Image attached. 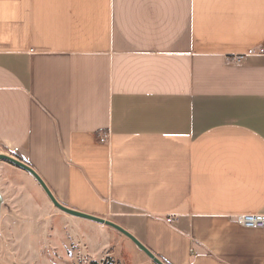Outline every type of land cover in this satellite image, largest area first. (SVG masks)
<instances>
[{"label": "crops", "instance_id": "obj_1", "mask_svg": "<svg viewBox=\"0 0 264 264\" xmlns=\"http://www.w3.org/2000/svg\"><path fill=\"white\" fill-rule=\"evenodd\" d=\"M260 47L264 0H0V154L164 264H264Z\"/></svg>", "mask_w": 264, "mask_h": 264}, {"label": "rangeland", "instance_id": "obj_2", "mask_svg": "<svg viewBox=\"0 0 264 264\" xmlns=\"http://www.w3.org/2000/svg\"><path fill=\"white\" fill-rule=\"evenodd\" d=\"M2 175L0 264H154L121 234L108 235L84 219L73 218L76 225L52 216L46 206L51 202L37 185L10 171Z\"/></svg>", "mask_w": 264, "mask_h": 264}, {"label": "water", "instance_id": "obj_3", "mask_svg": "<svg viewBox=\"0 0 264 264\" xmlns=\"http://www.w3.org/2000/svg\"><path fill=\"white\" fill-rule=\"evenodd\" d=\"M0 162H7L15 167L22 169L23 171L27 172L30 174L35 181L39 184L51 204L56 208L57 210L63 212L66 215L79 218V219H84L87 221L95 222L101 225H104L106 227H109L111 229H114L118 233L122 234L126 238H128L142 253H144L154 264H164L160 259H158L155 255H153L144 245H142L135 237H133L130 233L125 231L123 228L120 226L97 216L82 213L80 211L68 208L62 204H60L52 195L48 187L45 185L43 180L40 178V176L27 164L19 161L18 159L7 155V154H0ZM0 201H2V197L0 195Z\"/></svg>", "mask_w": 264, "mask_h": 264}, {"label": "built area", "instance_id": "obj_4", "mask_svg": "<svg viewBox=\"0 0 264 264\" xmlns=\"http://www.w3.org/2000/svg\"><path fill=\"white\" fill-rule=\"evenodd\" d=\"M264 54V47H260L258 49H250L243 55H238L233 57L232 61L235 63H239L243 60L246 56L251 55H263ZM106 140V135H103L99 138L100 142H104ZM167 222H172V219H167ZM235 222L239 226L245 228H256V229H264V215H257V214H248V215H238L235 217Z\"/></svg>", "mask_w": 264, "mask_h": 264}, {"label": "trees", "instance_id": "obj_5", "mask_svg": "<svg viewBox=\"0 0 264 264\" xmlns=\"http://www.w3.org/2000/svg\"><path fill=\"white\" fill-rule=\"evenodd\" d=\"M19 161H21L22 159L20 158V156L19 155H17V154H15L14 155Z\"/></svg>", "mask_w": 264, "mask_h": 264}]
</instances>
